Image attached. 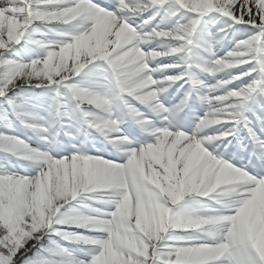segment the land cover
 Returning <instances> with one entry per match:
<instances>
[{"label":"snow or ice","instance_id":"1","mask_svg":"<svg viewBox=\"0 0 264 264\" xmlns=\"http://www.w3.org/2000/svg\"><path fill=\"white\" fill-rule=\"evenodd\" d=\"M0 264H264V0H0Z\"/></svg>","mask_w":264,"mask_h":264}]
</instances>
